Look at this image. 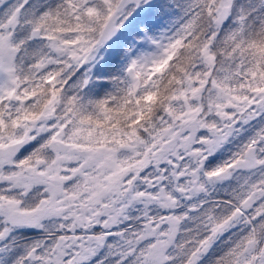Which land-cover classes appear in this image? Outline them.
<instances>
[{"label":"snow or ice","instance_id":"6c2138e0","mask_svg":"<svg viewBox=\"0 0 264 264\" xmlns=\"http://www.w3.org/2000/svg\"><path fill=\"white\" fill-rule=\"evenodd\" d=\"M0 264H264V0H0Z\"/></svg>","mask_w":264,"mask_h":264}]
</instances>
